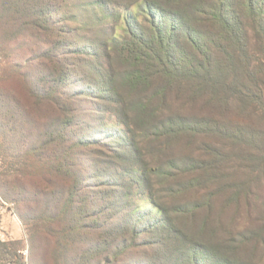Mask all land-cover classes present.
I'll return each mask as SVG.
<instances>
[{
  "label": "trees",
  "instance_id": "1",
  "mask_svg": "<svg viewBox=\"0 0 264 264\" xmlns=\"http://www.w3.org/2000/svg\"><path fill=\"white\" fill-rule=\"evenodd\" d=\"M52 1L15 0L7 7V3H3L8 12L2 18L5 27L4 32L0 28V46L3 41L12 40L11 20L13 24L23 21L26 30L29 27L41 33H45L48 26H56L55 22L51 24ZM236 1L128 2L131 11L121 17L122 34L117 36L112 32L95 50L96 57L103 54L99 51L101 48L105 56L113 54L122 69L117 74L110 66L98 65L105 72L104 75L97 74L101 97L104 94L114 97L109 101L112 116L126 125L129 120L136 127L149 124L147 128L156 138L174 140L179 136H218L234 144L247 145L248 141L240 130L228 126L221 128L200 117L193 120L186 115H164L168 106L165 97L173 90L176 93L182 91L191 100L203 96L230 97L239 103L241 109H253L264 115V81L255 69H250L242 19L249 20L256 43L264 55V0ZM10 7H14L12 11ZM59 46L55 39L48 49V57H45L51 64L50 75L25 80L28 84L25 85V96L29 102L32 100V107H48L53 114L45 131V126L38 124L37 117L30 114L27 99L22 102L17 90H0V132L6 134L12 130L11 124H20L14 113H19L20 119L33 127V131L25 135L31 143L23 141L24 152L7 156L9 161L2 173L6 180L0 183L3 192L0 197L4 202L20 206V210L12 213L22 225L30 227L27 236L35 256L38 255L34 259L39 264H48L46 247L53 242L56 264H91L93 260L96 264H124L123 258L132 251L156 244L165 262L152 257L143 264H246L231 257L224 245L214 243L202 232L190 236L186 229L175 224L168 208L156 199V190L150 181L151 175L160 177L166 172L148 167L133 133L120 141L124 147L117 154L118 166L113 177L101 180L99 178L105 176V171L95 172L96 180L87 182L95 185L88 188L100 191L87 197L82 194L85 179L80 178L82 172L75 170L80 165H76L73 155L75 150L89 142L71 141L73 108L64 98L67 94L63 88L68 74L59 57ZM10 67L15 79L31 78L28 72L23 75L21 66L13 64ZM4 80L5 76L2 79L0 73V82ZM38 84L46 87L42 90ZM156 84L160 85L156 88L157 102H153V98L126 101L118 95L116 87L119 85L133 91ZM107 134L113 138L116 131ZM205 151L214 157L219 155L209 146ZM208 165L191 162L187 169L181 170L183 176L190 178L180 193L198 191L205 184L204 180L192 174ZM33 177L42 179L37 181ZM62 178L65 182L60 186L56 180ZM104 186H110V191H101ZM136 202L149 203V207L142 208ZM109 208L119 218L110 227L97 219L105 217ZM200 208L201 205L194 203L190 211ZM176 211L188 212L180 208ZM94 233L99 238L96 242L92 241ZM147 235L157 236V242L144 239L143 236ZM48 240L50 242L45 243ZM37 242L39 245L35 250ZM23 247L24 239L0 240V264H29L24 259Z\"/></svg>",
  "mask_w": 264,
  "mask_h": 264
},
{
  "label": "rangeland",
  "instance_id": "2",
  "mask_svg": "<svg viewBox=\"0 0 264 264\" xmlns=\"http://www.w3.org/2000/svg\"><path fill=\"white\" fill-rule=\"evenodd\" d=\"M14 1L0 0L2 32L5 27L3 17L8 12L5 8ZM132 1L54 0L51 7V24L55 22L56 26L52 28L48 26L45 33H41L38 29L30 30L29 27L26 30L23 21L17 24H13L12 20L9 21L11 22L12 40L3 41L0 46V73L2 79L5 76L4 82H0V90L5 88L7 91L17 90L18 97L24 102L27 99L25 85L28 86L25 80H38L50 75L51 64L45 57H48V49L56 39L61 47L59 57L65 64L68 74L65 78L66 84L63 92L67 94L64 96L65 101L73 108L70 115L72 120L70 132L73 135L71 141L89 142L87 146L75 150L73 155L76 165H80V167H75V170L82 172L79 173L80 178L85 179L82 194L87 197L91 193L96 194L100 191L98 188H88L95 185L87 184L88 181L96 180L95 172L105 171V176L99 178L101 180L113 177L115 169L117 170L116 166H118L117 154L122 150L121 147H124L121 146L120 141L133 133L138 149L148 167L161 168L166 172L160 177L151 175L150 181L155 187L156 199L168 208L175 224L181 229H186L190 236L202 232L214 243L224 245L229 255L242 263L264 264V115L253 109H241L239 103L230 97L203 96L191 100L182 91L176 93L173 90L165 97L168 106L164 109V115L170 117L186 115L193 120L200 117L216 123L221 128L228 126L229 129L240 130L248 144H234L218 136L192 138L179 136L174 140H167L156 138L147 128L149 124L136 127L130 120L129 125L118 121L109 110V101H113L114 97L107 94L101 97L97 74L104 75L105 72L102 68H98L99 63H103L107 68L110 66L117 74L121 73L122 69L113 54L104 55L103 48L99 49L100 52L103 51V54L96 57V46L103 41L105 43L106 37L112 32L117 36L122 34L121 17L131 11L127 3ZM260 1L255 0V2ZM236 2L238 3L239 0ZM3 3H7L6 7L2 6ZM13 8L10 7V10L12 11ZM241 15H243L242 12ZM242 19L250 69H255L264 81L262 49L256 43L249 20L244 17ZM55 27L61 32L55 31ZM22 29H25L24 33L21 32ZM8 64L21 66L23 75L28 72L31 78L15 79L14 70ZM38 86L42 90L46 87L45 84H38ZM159 86L156 84L148 89L133 91L119 85L116 87L118 95L126 101L153 98V102H157L155 100L158 92L156 88ZM31 102L32 100L28 101L31 106L29 112L37 117L38 124L42 123L43 127L45 126V131L46 126L52 121L53 114L48 107L39 106L37 108L36 105L32 107ZM14 117L20 124H11L12 130L6 134L0 132V183L6 180L2 173L5 172L6 163L9 161L7 156L23 153L25 135L33 131L32 125L20 119L19 113H14ZM112 130L116 131V136L109 138L111 135L107 133ZM29 143L31 140H26V144ZM208 146L219 155L214 157L208 154L205 151ZM191 162H202L204 165L209 163L204 170L201 168L192 174L204 180L205 184L198 191L180 193L190 178L181 173L188 168ZM171 166L174 168H170ZM38 178L33 177L37 181ZM56 181L61 186L65 179ZM109 187L104 186L101 191L104 190L107 193L110 191ZM1 193H3L2 187H0V196H2ZM97 202L101 203L98 200ZM0 203L2 205L0 211L11 209L16 213L18 209H21L13 202L2 201L1 197ZM136 203L142 208L149 207V203ZM194 203L201 205V208L190 211ZM178 208L188 210V212H178L176 211ZM106 213L105 217L99 216L97 219L102 225L107 224L110 227L119 218L111 208ZM21 227L24 237L22 250L24 259L29 264H39L34 259L38 255L35 256L27 236L30 227L24 224H21ZM92 237H95L92 240L94 242L99 239L95 233ZM143 238L152 243L158 240L157 236L150 235L143 236ZM48 242L50 241H45V243ZM35 244L36 250L39 244L38 242ZM158 247L156 244L141 246L139 250L132 251L123 258V262L124 264H137L138 261L143 264L149 262L152 257L165 262ZM54 259V243L51 242L46 247L45 260L48 264H56ZM91 264H96V260H93Z\"/></svg>",
  "mask_w": 264,
  "mask_h": 264
},
{
  "label": "crops",
  "instance_id": "3",
  "mask_svg": "<svg viewBox=\"0 0 264 264\" xmlns=\"http://www.w3.org/2000/svg\"><path fill=\"white\" fill-rule=\"evenodd\" d=\"M6 239H24L21 224L11 209L0 211V240Z\"/></svg>",
  "mask_w": 264,
  "mask_h": 264
}]
</instances>
